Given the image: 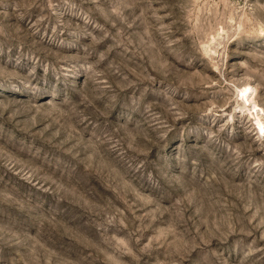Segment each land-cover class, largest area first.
<instances>
[{"label": "rangeland", "instance_id": "obj_1", "mask_svg": "<svg viewBox=\"0 0 264 264\" xmlns=\"http://www.w3.org/2000/svg\"><path fill=\"white\" fill-rule=\"evenodd\" d=\"M0 264H264V0H0Z\"/></svg>", "mask_w": 264, "mask_h": 264}, {"label": "bare ground", "instance_id": "obj_2", "mask_svg": "<svg viewBox=\"0 0 264 264\" xmlns=\"http://www.w3.org/2000/svg\"><path fill=\"white\" fill-rule=\"evenodd\" d=\"M249 93L250 90L248 89L247 86L242 87L239 91H238V95L241 101H250L249 98ZM263 132V131H262Z\"/></svg>", "mask_w": 264, "mask_h": 264}]
</instances>
